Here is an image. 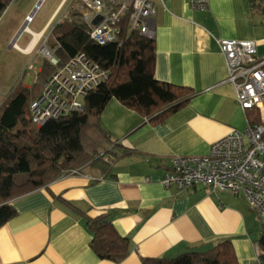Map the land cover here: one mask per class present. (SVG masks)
<instances>
[{
	"label": "crops",
	"instance_id": "obj_1",
	"mask_svg": "<svg viewBox=\"0 0 264 264\" xmlns=\"http://www.w3.org/2000/svg\"><path fill=\"white\" fill-rule=\"evenodd\" d=\"M66 1L33 33L41 36ZM152 1L154 77L194 95L157 122L110 99L100 123L129 153L116 150L104 175L69 173L12 199L16 214L0 226V264H142V257H174L222 238L236 264L258 254L264 215L242 195L202 184L163 187L159 180L173 156H205L214 142L246 127L217 40H252L256 60H264V0H208L203 10L187 0ZM31 39L18 50L27 54L38 40L31 46ZM99 214L130 241L120 262L99 259L90 247L86 218Z\"/></svg>",
	"mask_w": 264,
	"mask_h": 264
},
{
	"label": "trees",
	"instance_id": "obj_2",
	"mask_svg": "<svg viewBox=\"0 0 264 264\" xmlns=\"http://www.w3.org/2000/svg\"><path fill=\"white\" fill-rule=\"evenodd\" d=\"M12 0H0V16ZM48 39L54 55L63 65L77 53L108 70L107 80L83 99V111L50 119L36 128L30 121V102L41 92L53 67L44 60L30 87L18 84L0 105V226L16 211L10 201L53 180L84 169L105 174L116 150V139L100 123L110 99L138 112L142 121L157 122L185 105L194 95L187 86L159 81L154 77V43L137 32L123 28L122 42L101 46L87 34L83 10L70 8L52 26ZM264 69V64L262 66ZM249 123L259 122L254 110L246 111ZM108 157V159H107ZM92 234L90 247L99 259L120 262L130 252V241L120 236L105 214L87 217ZM264 260V222L258 239ZM142 264H236L228 238L205 249L190 248L174 257L140 258Z\"/></svg>",
	"mask_w": 264,
	"mask_h": 264
},
{
	"label": "built area",
	"instance_id": "obj_3",
	"mask_svg": "<svg viewBox=\"0 0 264 264\" xmlns=\"http://www.w3.org/2000/svg\"><path fill=\"white\" fill-rule=\"evenodd\" d=\"M187 1L194 10H203L208 4V0ZM74 2L81 4L87 34L97 45L118 48L124 27L127 32L154 39L156 10L152 0ZM29 21L27 17L26 22ZM26 32L33 38L32 31ZM217 44L225 60L227 81L235 88L237 104L244 111L254 110L259 122L247 121L244 130L230 131L214 142L205 156H173L159 183L163 187L181 189L202 184L213 191L242 195L258 214L264 215V60H256V46L252 40L219 39ZM11 46L17 49L15 42ZM40 53L53 71L44 81L40 94L29 105V118L36 128L50 119L82 112L85 96L97 90L109 74L82 52L70 57L63 65H59L54 48L47 46L45 41L40 46ZM77 172L72 170L70 173ZM246 264H264V260L258 252Z\"/></svg>",
	"mask_w": 264,
	"mask_h": 264
},
{
	"label": "rangeland",
	"instance_id": "obj_4",
	"mask_svg": "<svg viewBox=\"0 0 264 264\" xmlns=\"http://www.w3.org/2000/svg\"><path fill=\"white\" fill-rule=\"evenodd\" d=\"M38 1L12 0L0 16V105L18 84L26 87L33 84L37 71L44 64L40 46L44 41L47 46L50 45L48 36L52 26L65 17L70 8H81V4L67 0L54 16L49 28L44 31L39 41L37 40L35 48L25 54L11 46L13 39L20 48L25 47L31 39V35L26 31L16 35L21 26L25 22L30 31L39 32L61 2V0H41L36 7ZM30 14L31 19L27 23L26 16ZM86 170L84 169L83 172Z\"/></svg>",
	"mask_w": 264,
	"mask_h": 264
},
{
	"label": "water",
	"instance_id": "obj_5",
	"mask_svg": "<svg viewBox=\"0 0 264 264\" xmlns=\"http://www.w3.org/2000/svg\"><path fill=\"white\" fill-rule=\"evenodd\" d=\"M40 2H41V0L38 1L36 7L40 4ZM27 17H29V18L31 19V14H30L29 16H27ZM27 17H26V19H27ZM26 26H27V25H26V23L24 22V24L21 26V28L19 29V31L17 32L16 35H20L23 31H25ZM13 42H14V40H13L11 43H13Z\"/></svg>",
	"mask_w": 264,
	"mask_h": 264
},
{
	"label": "bare ground",
	"instance_id": "obj_6",
	"mask_svg": "<svg viewBox=\"0 0 264 264\" xmlns=\"http://www.w3.org/2000/svg\"><path fill=\"white\" fill-rule=\"evenodd\" d=\"M28 19H30V18L28 17ZM27 30H29V29L26 27L25 31H27ZM39 36H40V35L37 34V33H35V35L33 34V37H34V38H32L33 41L31 40L32 43L30 42V43H31V46L35 43V41L38 39ZM29 45H30V44H29ZM17 49H19L18 46H17ZM26 49H27V48H26Z\"/></svg>",
	"mask_w": 264,
	"mask_h": 264
}]
</instances>
